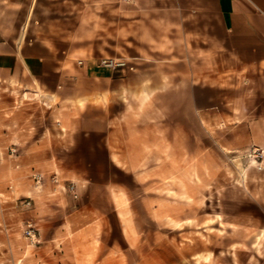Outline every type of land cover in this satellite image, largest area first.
Segmentation results:
<instances>
[{
    "label": "crops",
    "instance_id": "1",
    "mask_svg": "<svg viewBox=\"0 0 264 264\" xmlns=\"http://www.w3.org/2000/svg\"><path fill=\"white\" fill-rule=\"evenodd\" d=\"M110 48L134 74L90 64ZM229 79L230 100L199 99L200 126L206 106H234L231 146L264 150V0H0V246L15 211L38 226L44 264H176L161 227L202 222L206 156L175 166L181 140L144 118L160 106H130L132 96L183 94L190 111L193 88L218 95ZM161 173L183 176L169 179L167 206Z\"/></svg>",
    "mask_w": 264,
    "mask_h": 264
},
{
    "label": "rangeland",
    "instance_id": "2",
    "mask_svg": "<svg viewBox=\"0 0 264 264\" xmlns=\"http://www.w3.org/2000/svg\"><path fill=\"white\" fill-rule=\"evenodd\" d=\"M111 50L114 54H101L97 61L90 64L102 68L100 60L103 58L125 60L133 70L111 72L119 78L134 74L139 65L123 59L119 48ZM87 60L81 56L75 62L77 64ZM201 83L209 88L216 87L209 79H192L193 87H200ZM232 83L229 79L219 85L218 95L194 94L198 89L193 88L190 111L179 110L182 106H189V96L183 94L152 96L145 93L132 96L130 106H135L136 103V106H160L159 111L143 110L144 118L159 117L160 134H174L177 140H181L176 142V158L170 159L175 166H199L200 150L206 156L202 158V166L207 167V209L202 214V222L198 218L181 223L170 221L161 227V245H169V248L175 246L176 264H251L264 261V150L256 146L237 150L231 146L230 128L235 122L232 118L234 114H238L233 111L234 106H206V112H202V116L207 114V125L200 126L199 123V99L206 98L209 102L221 98L228 101L232 98ZM6 89V84L0 83V98L7 92ZM167 148V143H161V152L166 154ZM253 150L258 155L256 161L249 157ZM178 151H185L192 158L178 156L181 155ZM141 161L143 167L152 164V160ZM168 161L160 158L159 166L166 167ZM160 177L161 189L166 198L169 179L174 183L175 177L179 182L183 176L169 178L167 174L161 173ZM32 206L31 200V205L23 208L29 210ZM12 217L8 226L10 244L0 246V264H12L14 257L15 264H44L43 241L39 231L36 243H31L23 235V215L14 211ZM31 222L36 225L33 220ZM35 228L38 229V226ZM248 243H254L255 246L249 248ZM168 256L171 260V250L169 254L165 253V257Z\"/></svg>",
    "mask_w": 264,
    "mask_h": 264
},
{
    "label": "built area",
    "instance_id": "3",
    "mask_svg": "<svg viewBox=\"0 0 264 264\" xmlns=\"http://www.w3.org/2000/svg\"><path fill=\"white\" fill-rule=\"evenodd\" d=\"M125 3H132L134 0H122ZM81 64V62H79ZM100 65L112 72H124L126 70H133L132 66H129L125 60L113 59V58H103L100 60ZM14 152V151H12ZM249 157L253 158L255 161L258 159V155L256 154V150H253L249 154ZM73 190V186L70 187ZM23 205L29 207L31 205V200L26 199L23 201ZM24 237L29 240L31 243H36L38 230L35 228L34 224L28 220L24 223V230H23Z\"/></svg>",
    "mask_w": 264,
    "mask_h": 264
}]
</instances>
